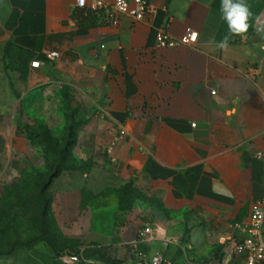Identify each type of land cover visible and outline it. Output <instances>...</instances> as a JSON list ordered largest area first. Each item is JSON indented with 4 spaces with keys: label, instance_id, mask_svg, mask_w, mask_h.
Masks as SVG:
<instances>
[{
    "label": "crops",
    "instance_id": "1",
    "mask_svg": "<svg viewBox=\"0 0 264 264\" xmlns=\"http://www.w3.org/2000/svg\"><path fill=\"white\" fill-rule=\"evenodd\" d=\"M103 1L0 0V181L48 164L26 127L60 144L72 129L74 166L49 187L61 248L112 245L121 264H247L235 246L264 198V0H244L239 34L222 0H145L150 20L117 24L115 0ZM189 27L196 46L157 47L160 31Z\"/></svg>",
    "mask_w": 264,
    "mask_h": 264
},
{
    "label": "rangeland",
    "instance_id": "2",
    "mask_svg": "<svg viewBox=\"0 0 264 264\" xmlns=\"http://www.w3.org/2000/svg\"><path fill=\"white\" fill-rule=\"evenodd\" d=\"M32 131L36 132L33 137L36 143H47L45 139L49 137L39 124H34ZM68 132L66 130L62 137ZM39 133L42 135H38ZM45 156L48 159L45 167L26 170L13 183L0 181V264H9L7 261L10 255L13 256V264H110L109 259L117 260L113 257L112 245L87 247L83 250L61 248L62 241L57 227L50 212L47 215L50 195L43 191V185L47 183L51 173L50 160L55 159L50 147ZM100 229L104 230L106 237L110 236L111 226H101ZM42 235L53 242L49 244L43 239L32 241L35 236ZM56 245L60 247L57 251ZM46 246L50 253L46 252ZM68 253H82L91 261L72 263L66 257Z\"/></svg>",
    "mask_w": 264,
    "mask_h": 264
},
{
    "label": "built area",
    "instance_id": "3",
    "mask_svg": "<svg viewBox=\"0 0 264 264\" xmlns=\"http://www.w3.org/2000/svg\"><path fill=\"white\" fill-rule=\"evenodd\" d=\"M80 8H90L93 11H100L108 7L103 0H95L89 4V0H77ZM112 22L117 24L121 15H128L138 21L150 20L156 8L149 5L145 0H115L110 6ZM199 32L189 27L182 37H173L166 31H160L156 37L157 47H176L179 45L196 46L199 41ZM57 52H50L48 57L58 56ZM42 61L36 60L32 63L33 67H39ZM215 93V91H213ZM195 125V124H194ZM125 133V132H123ZM245 236L236 243L235 252L247 253V264H264V198L256 201L251 210L249 221L244 224ZM152 227L148 226L139 233L143 240L151 239ZM66 257L72 263H83L91 261L84 257L82 253L67 254ZM129 264V263H123ZM138 264H176L163 254H155L147 259L142 257Z\"/></svg>",
    "mask_w": 264,
    "mask_h": 264
},
{
    "label": "trees",
    "instance_id": "4",
    "mask_svg": "<svg viewBox=\"0 0 264 264\" xmlns=\"http://www.w3.org/2000/svg\"><path fill=\"white\" fill-rule=\"evenodd\" d=\"M26 130L28 134L33 138L34 135H36V132H33L29 127H26ZM46 132L49 138H46V142L48 146L50 147V150L53 152L55 159L52 161L50 160V166H51V173L49 174L48 181L43 185V191H47L50 195L48 199V205H47V215L50 212V204H51V194L49 192V187L51 182L56 178L63 170L71 169L74 165L70 158V148L73 144V133L74 131L72 129H69V132L67 135H65L63 138V144L59 143V140L55 142V137L51 134L50 131L42 129ZM42 134V133H41ZM39 135V134H38ZM48 153V152H47ZM49 154V153H48ZM45 240L49 244L52 243V240L47 237L46 235L42 236H35L32 241L37 240ZM108 262L110 264H121L118 260L115 259H109Z\"/></svg>",
    "mask_w": 264,
    "mask_h": 264
},
{
    "label": "clouds",
    "instance_id": "5",
    "mask_svg": "<svg viewBox=\"0 0 264 264\" xmlns=\"http://www.w3.org/2000/svg\"><path fill=\"white\" fill-rule=\"evenodd\" d=\"M221 12L222 18L227 22L231 32L239 34L248 30V19L251 12L244 0H222ZM258 30H264V27ZM220 46L226 47V41Z\"/></svg>",
    "mask_w": 264,
    "mask_h": 264
}]
</instances>
